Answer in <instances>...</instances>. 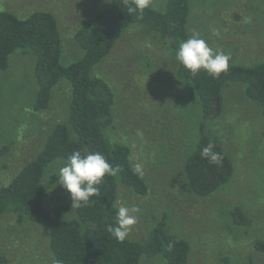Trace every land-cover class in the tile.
Wrapping results in <instances>:
<instances>
[{"label":"rangeland","instance_id":"rangeland-1","mask_svg":"<svg viewBox=\"0 0 264 264\" xmlns=\"http://www.w3.org/2000/svg\"><path fill=\"white\" fill-rule=\"evenodd\" d=\"M106 1L108 5L109 0L97 4L96 0H0V11L19 19L37 11L52 14L61 36L60 61L68 65L81 56L73 40L76 20L77 29L87 16L104 10ZM166 1L151 0L149 7L162 11ZM188 4L190 36L198 33L214 50L231 53V63L251 66L264 61V0H188ZM86 12L89 15L84 16ZM175 67V58L154 32L132 25L91 72L114 93V128L106 138L129 148L131 165L142 164L148 186L147 194L139 196L118 185L117 207L140 208L128 238L143 241L154 221L166 213L171 232L189 243L187 264H246L250 256L254 264H264L262 254L252 249L255 240L264 241V121L259 107L245 98L240 84L224 89V111L210 131L220 140L234 173L216 192L196 197L182 175V163L197 139L199 112L193 92L176 79ZM68 84L60 80L48 109L34 112L32 54L17 50L8 68L0 71V187L41 150L52 127L65 119ZM62 166V160H55L45 169L44 209L72 204L70 194L57 184ZM51 177H57L52 185ZM234 207L251 218L249 227L228 221L225 212ZM0 258V264H55L47 231L28 221L17 225L9 213L0 215ZM140 264L157 263L143 258Z\"/></svg>","mask_w":264,"mask_h":264},{"label":"trees","instance_id":"trees-1","mask_svg":"<svg viewBox=\"0 0 264 264\" xmlns=\"http://www.w3.org/2000/svg\"><path fill=\"white\" fill-rule=\"evenodd\" d=\"M107 5V1L105 6ZM188 0H167L162 11L144 10L143 17L129 15L122 0H109L104 10L85 20L74 32L73 40L81 56L68 65L61 64L62 42L56 19L45 11L31 13L23 19L7 11H0V71L8 68L10 56L17 50L29 51L33 56V77L37 86L32 110H46L52 90L60 80L70 89L66 117L57 122L47 135L41 150L25 163L11 181L0 187V215L15 216L17 225L24 222L39 224L48 233V249L61 264H140L144 258L157 264H187L189 243L170 230L169 219L162 213L155 220L146 238L118 242L108 232L115 226L118 185L135 195L145 196L148 186L142 175L136 174L130 162V150L121 144H110L106 132L114 128L112 106L114 93L99 76H92L94 66L106 58L123 33L132 25H139L156 34L164 49L176 60L181 41L190 37L187 29ZM230 63L228 73L213 79L204 71L192 76L176 60L175 77L184 82L196 98L199 112L198 136L193 148L182 163V175L190 192L204 198L226 185L233 173V164L224 147L211 129L224 111V89L230 84L243 86L244 96L260 110L264 121V61L251 66ZM211 142L214 151L223 155L222 166L211 165L201 158V150ZM82 155L102 153L108 162L120 165L122 171L105 177L100 195L87 207L74 208L67 203L44 209L46 187L45 169L55 160L63 165L73 151ZM57 181L51 177L50 185ZM49 185V186H50ZM228 221L237 227L251 225V218L239 207L227 209ZM254 253L264 257V241H254ZM3 261L0 258V263ZM246 264H254L250 256Z\"/></svg>","mask_w":264,"mask_h":264},{"label":"clouds","instance_id":"clouds-1","mask_svg":"<svg viewBox=\"0 0 264 264\" xmlns=\"http://www.w3.org/2000/svg\"><path fill=\"white\" fill-rule=\"evenodd\" d=\"M129 15L137 14L142 18L144 10L149 8L151 0H122ZM219 35V33H214ZM176 60L192 76L204 71L213 79L221 74H227L230 68L231 53L214 50L207 41L200 38L198 33L180 42L176 51ZM138 135H140L138 133ZM211 142L201 150V158L211 165L222 166L223 155L214 151ZM122 171L120 165L113 166L100 152L82 155L80 151H73L64 165L59 169L58 182L70 194L71 208L87 207L95 201L90 198L100 195V185L104 178L117 176ZM136 174H143V166L137 163L133 167ZM140 208L120 206L115 214V226H109L108 232L118 242L125 241L138 222ZM55 264H61L56 261Z\"/></svg>","mask_w":264,"mask_h":264},{"label":"crops","instance_id":"crops-1","mask_svg":"<svg viewBox=\"0 0 264 264\" xmlns=\"http://www.w3.org/2000/svg\"><path fill=\"white\" fill-rule=\"evenodd\" d=\"M96 4H97V0H96ZM94 13H96V12H93V15H94ZM85 15H89V13H88V12H86V13H84V16H85ZM87 17H88V18H87ZM87 17H86V19H84V21H85V20H87V19H89V18H91V17H92V15H90V16H87ZM76 21H77V25H76V27H77V26H78V24H79V22H78V19H77ZM84 21H83V22H84ZM83 22H82V23H83ZM80 26H81V25H80ZM80 26H79V27H80ZM76 27H74V28H73V32H74V31H76V30L79 28V27H78V28L76 29ZM62 55H63V50H62Z\"/></svg>","mask_w":264,"mask_h":264}]
</instances>
